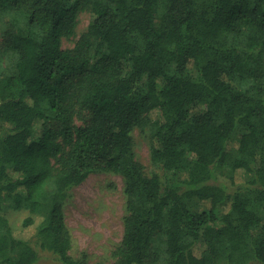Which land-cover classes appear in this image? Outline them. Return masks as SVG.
<instances>
[{
  "label": "trees",
  "instance_id": "16d2710c",
  "mask_svg": "<svg viewBox=\"0 0 264 264\" xmlns=\"http://www.w3.org/2000/svg\"><path fill=\"white\" fill-rule=\"evenodd\" d=\"M1 63L0 264H90L63 206L97 171L123 183L107 264H264V0H0Z\"/></svg>",
  "mask_w": 264,
  "mask_h": 264
},
{
  "label": "rangeland",
  "instance_id": "374dc122",
  "mask_svg": "<svg viewBox=\"0 0 264 264\" xmlns=\"http://www.w3.org/2000/svg\"><path fill=\"white\" fill-rule=\"evenodd\" d=\"M89 22L90 15L87 12L79 15L77 35L86 29ZM76 38V36L63 38L62 47H71ZM147 136V132L142 133L138 129L133 132L136 158L148 167L149 139ZM225 173V171L219 172L217 178L229 186L230 182ZM122 186L119 175L97 171L89 174L80 185L70 191L63 211L65 223L72 236V246L69 250L71 255L79 257L84 253L88 256L90 264L112 262L111 252L120 242L123 232ZM4 213L17 236L31 238L33 230L22 227V220L28 215L27 209L15 208L9 203ZM41 254L43 256L41 262L51 261L50 253L42 251Z\"/></svg>",
  "mask_w": 264,
  "mask_h": 264
}]
</instances>
